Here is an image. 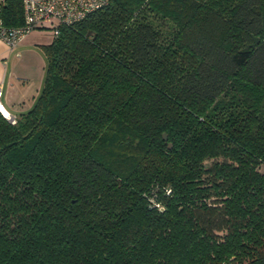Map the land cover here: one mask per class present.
<instances>
[{
    "label": "trees",
    "instance_id": "1",
    "mask_svg": "<svg viewBox=\"0 0 264 264\" xmlns=\"http://www.w3.org/2000/svg\"><path fill=\"white\" fill-rule=\"evenodd\" d=\"M43 50L0 111V264H264V0H107Z\"/></svg>",
    "mask_w": 264,
    "mask_h": 264
},
{
    "label": "crops",
    "instance_id": "2",
    "mask_svg": "<svg viewBox=\"0 0 264 264\" xmlns=\"http://www.w3.org/2000/svg\"><path fill=\"white\" fill-rule=\"evenodd\" d=\"M51 43L52 37L46 30L31 32L12 48L0 41V111L7 119L15 121L34 105L45 75L43 48Z\"/></svg>",
    "mask_w": 264,
    "mask_h": 264
},
{
    "label": "built area",
    "instance_id": "3",
    "mask_svg": "<svg viewBox=\"0 0 264 264\" xmlns=\"http://www.w3.org/2000/svg\"><path fill=\"white\" fill-rule=\"evenodd\" d=\"M20 1L23 10V23L19 26H7L1 17V8L6 0H0V41L9 48L14 47L24 36L35 30L49 31L53 40L58 36L61 26H71L78 23L107 4V0ZM1 95L0 89V99Z\"/></svg>",
    "mask_w": 264,
    "mask_h": 264
},
{
    "label": "rangeland",
    "instance_id": "4",
    "mask_svg": "<svg viewBox=\"0 0 264 264\" xmlns=\"http://www.w3.org/2000/svg\"><path fill=\"white\" fill-rule=\"evenodd\" d=\"M10 121H11V120H10ZM259 172L262 173V174H264V166H261V167L259 168Z\"/></svg>",
    "mask_w": 264,
    "mask_h": 264
},
{
    "label": "water",
    "instance_id": "5",
    "mask_svg": "<svg viewBox=\"0 0 264 264\" xmlns=\"http://www.w3.org/2000/svg\"><path fill=\"white\" fill-rule=\"evenodd\" d=\"M163 138H164V140L166 141V136H165V135L163 136ZM169 147H171V145H169Z\"/></svg>",
    "mask_w": 264,
    "mask_h": 264
},
{
    "label": "bare ground",
    "instance_id": "6",
    "mask_svg": "<svg viewBox=\"0 0 264 264\" xmlns=\"http://www.w3.org/2000/svg\"><path fill=\"white\" fill-rule=\"evenodd\" d=\"M1 111H2V109H1ZM5 115V114H4Z\"/></svg>",
    "mask_w": 264,
    "mask_h": 264
}]
</instances>
